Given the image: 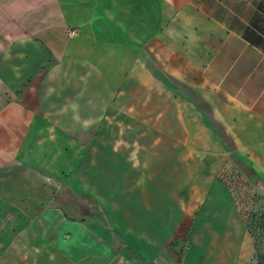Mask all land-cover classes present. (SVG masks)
Here are the masks:
<instances>
[{"label":"crops","instance_id":"0c3cea01","mask_svg":"<svg viewBox=\"0 0 264 264\" xmlns=\"http://www.w3.org/2000/svg\"><path fill=\"white\" fill-rule=\"evenodd\" d=\"M223 166L264 200V0H0V264H247Z\"/></svg>","mask_w":264,"mask_h":264},{"label":"rangeland","instance_id":"374dc122","mask_svg":"<svg viewBox=\"0 0 264 264\" xmlns=\"http://www.w3.org/2000/svg\"><path fill=\"white\" fill-rule=\"evenodd\" d=\"M205 181H207V184L212 183L214 188H231L233 190L237 202V219L245 228L251 242L249 256L245 259L247 264H257V260H255L257 248L253 234L258 238H264V200L256 195L254 188L243 177L241 168H237V166L234 168L223 166L211 181L203 178V186L206 185ZM190 249L185 247L184 250L187 253ZM209 260L212 263L214 258L211 256ZM199 264H206V261L203 263L199 259Z\"/></svg>","mask_w":264,"mask_h":264},{"label":"trees","instance_id":"16d2710c","mask_svg":"<svg viewBox=\"0 0 264 264\" xmlns=\"http://www.w3.org/2000/svg\"><path fill=\"white\" fill-rule=\"evenodd\" d=\"M256 241L257 254L255 255V260L257 264H264V238H258L253 234Z\"/></svg>","mask_w":264,"mask_h":264},{"label":"built area","instance_id":"2783aa9c","mask_svg":"<svg viewBox=\"0 0 264 264\" xmlns=\"http://www.w3.org/2000/svg\"><path fill=\"white\" fill-rule=\"evenodd\" d=\"M70 34L72 35V34H74V32H73V31H70ZM186 248H187V249H189V248H190V246H189V245H187V246H186Z\"/></svg>","mask_w":264,"mask_h":264}]
</instances>
